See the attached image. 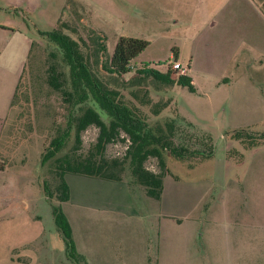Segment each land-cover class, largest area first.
Here are the masks:
<instances>
[{
  "label": "rangeland",
  "instance_id": "374dc122",
  "mask_svg": "<svg viewBox=\"0 0 264 264\" xmlns=\"http://www.w3.org/2000/svg\"><path fill=\"white\" fill-rule=\"evenodd\" d=\"M257 10L260 11L254 0H0V264H73L55 226L52 202L42 189L44 180L50 189L57 183L50 167L53 158L40 162L42 152L65 126L69 113L80 112L79 104H73L69 70L61 50L47 37L62 21L69 26H62L63 31L76 38L86 52L96 46L97 34L98 41L106 46L102 60L122 35L148 40L130 62L131 71L111 73L101 62L94 63L90 55L92 69L110 87L119 88L125 100L138 104L150 124L171 117L182 123L191 122L198 130L212 135L214 154L191 168L187 162L193 158L181 161L164 152L171 170L163 176L166 191L170 192L174 184L190 186L195 191L186 206L179 203L175 210L166 197L162 207L183 217L178 230L180 264H185L188 253L208 259L204 258L208 250L217 248L222 253L238 251L237 256L227 257L228 264H264L263 194L256 206L258 234L256 229L234 231L212 222L210 231L216 232L209 240L210 249H203L204 225L197 228L195 248L186 243L187 235L192 236L188 232L193 229L194 217L203 220L209 215L201 207L204 203L215 204L218 185L251 167L254 149L231 136V131L244 127L253 132L264 131V17ZM173 59L189 66L185 74L191 76L194 89L179 83L160 84L147 77L138 87V98L145 91L151 97L145 104L132 97L122 82L135 75L142 62L165 72ZM50 64L62 70L61 86L51 82ZM154 101L165 104L156 116L150 111ZM81 104L93 106L108 121L107 113L91 97ZM97 132L94 125L82 132L83 148L95 140ZM73 140L72 133L56 156L68 151ZM259 147H263V152L264 142ZM124 149V142L117 140L108 143L105 151L112 156L122 154ZM145 165L159 170L155 157H149ZM131 178L126 170L123 181H114L125 183L124 193L120 189L108 193L95 186L100 178L67 173L73 199L59 202L80 247H85L84 239L89 250L96 243L95 248L109 250L111 261L115 262L120 255V242L113 236L124 229L122 247L138 260L135 264H145L142 259L146 253L155 254L156 222L162 201L147 195L140 184L125 182H131ZM209 182L214 187L200 203L198 198ZM52 200L58 202L55 196ZM196 200L197 207L189 208ZM245 208V212L250 211L248 203L241 211ZM211 215L217 220L223 218L221 211L212 210ZM99 218L105 219L106 224L87 225L86 230L82 220L91 223ZM108 220L113 224H108ZM166 230L172 232L169 226Z\"/></svg>",
  "mask_w": 264,
  "mask_h": 264
},
{
  "label": "trees",
  "instance_id": "16d2710c",
  "mask_svg": "<svg viewBox=\"0 0 264 264\" xmlns=\"http://www.w3.org/2000/svg\"><path fill=\"white\" fill-rule=\"evenodd\" d=\"M258 1L264 10V0ZM62 26L69 27L67 22L62 21L48 32L47 37L61 50L62 59L69 70V83L74 95L73 104H79L80 112L69 113L65 126L50 139L41 154L42 164L53 158L50 167L57 180L54 189H50L47 181L44 180L42 189L52 202L53 220L64 241L67 257L73 264H82L85 261L84 256L75 247L69 220L60 204L70 197L67 173L123 181L125 171L128 170L132 178L131 182L125 181L127 184H140L147 195L158 199L163 190V176L171 172L166 164L165 151L181 161L193 158L192 162H187L191 168L195 163L214 154V144L209 132L198 130L191 122L182 123L176 118L169 117L162 122L155 121L150 124L147 121L148 115L138 104L132 100H125L119 88L110 87L92 69L90 55H93L94 63L101 62V66L111 73L122 75L131 71L130 62L147 46L148 40L122 35L118 38L113 51L102 60L101 56L106 51V46L98 41L97 34L94 41L96 46L86 52L76 38L63 31ZM173 53L175 55L176 51ZM49 72L51 82L55 86H61L62 70L50 64ZM134 72L135 75L122 82L125 81L128 92L135 98H138L140 81L147 77L153 78L160 84L179 83L191 90L194 89L191 76L178 73L170 62L165 72L146 62L140 63ZM173 72L178 75L173 77ZM144 94L138 98L139 102L149 103L151 97H148L147 91ZM88 97L107 113V122L93 106L81 104ZM151 103L153 107L150 106V111L155 116L165 106L159 101ZM158 104L162 105L158 106ZM89 125L96 126L98 132L95 140L83 148L82 132ZM72 133L74 140L70 149L56 156L68 143ZM231 136L239 139L249 148H255L264 142V131L253 132L249 127L233 129ZM117 140L124 142V152L120 155H107L105 151L107 144ZM151 156L157 159L158 171H153L145 165L146 160ZM54 196L58 202L52 200Z\"/></svg>",
  "mask_w": 264,
  "mask_h": 264
},
{
  "label": "crops",
  "instance_id": "0c3cea01",
  "mask_svg": "<svg viewBox=\"0 0 264 264\" xmlns=\"http://www.w3.org/2000/svg\"><path fill=\"white\" fill-rule=\"evenodd\" d=\"M254 5L255 8L260 9L257 10L258 14L264 17V10L262 9L260 2L258 0H254ZM258 17V16H257ZM189 68V66H188ZM226 80V79H225ZM260 145L256 146L253 148L254 152L251 157V163H250V168L241 171L239 173L236 172V175L225 181V179L221 182L220 185H218V195H217V200L214 205L212 204H207L204 203V207H201L204 209L206 213L209 211V215L204 218L203 220L199 219L198 217H194L192 220V226L193 229L192 231L188 232L191 233L192 236L187 235L186 238V243L187 247H189V243H191L192 248H195V240H196V232L197 228H199V225H204L205 230L202 233V239L204 242V247L206 250L210 249L211 246L209 244L210 238H212V234H215L216 229L210 231V228H212L211 224L212 222L218 223L223 226L224 229H229V230H234L238 231L240 229H244L247 232L251 231L254 232L256 229V233L258 234V231H260V223L258 222V218L255 217L257 214L258 217V208L256 206L258 205V202L260 200V194H263L261 196L262 199H264V151L260 152V149H263V147H259ZM101 179V178H100ZM175 179V178H174ZM103 180L107 179H101L98 180V183L95 182V186L100 190H104L108 193H111L114 191H118V189L123 190L122 194L124 193V188L126 185L125 183H116L111 180H107V182H103ZM179 180V179H177ZM176 180V181H177ZM68 182V181H67ZM69 184V183H68ZM178 184V183H177ZM209 185H206L204 191L201 194L200 203H203L204 199L206 198L207 194L209 193L210 190H212L213 183L211 184L210 182L208 183ZM70 187V185H69ZM126 192L129 191V189L126 187ZM193 189L190 186H178V185H172L170 188V192L166 191L165 188V182L163 180V190L161 193V196L158 198L161 202V211L159 212L158 215V220L156 222L157 224V241H156V250L155 254L151 255L148 252L146 253L145 257H143V262L145 264H180V256L178 252V246L180 242V235L178 233L179 227L182 224L183 217L179 214H177L176 211L172 210L169 211L168 209L162 208L164 206V199L166 198L167 200L170 201L171 207L175 208V210L178 208L179 203L181 205L186 206V204H189V199L192 198L194 195H192ZM129 193V192H128ZM73 192L70 187V197L68 201H71L73 199ZM67 201V200H65ZM182 201V202H181ZM64 202V201H62ZM250 205V211L247 210L245 212L246 208L244 211H241V208L243 206H246V203ZM199 204V201L196 200L195 203L189 205L190 207H197ZM188 208V209H189ZM171 210V209H170ZM212 210H215L216 213L218 211H221L223 213V218H219L218 220L215 217H212L211 213ZM257 210V211H256ZM65 212V211H64ZM176 212V213H175ZM66 214V213H65ZM207 215V214H205ZM247 217H246V216ZM67 216V214H66ZM255 217V219H254ZM70 226H71V231H72V237L73 241L75 244V247L78 252L83 254L85 261L82 262V264H135L138 263V260H134V258L128 254L129 252L126 251L125 247H122V242L125 241V236L123 235L124 229L116 233L113 237L120 242V251L118 254V259L116 258V261L113 262L111 261V253L109 250L106 249H96V243L93 245V250H89L86 247V239L85 240V247H80L78 240L74 236V228L70 222L69 217L67 216ZM85 224L86 230H87V225H105L106 220L105 219H100L95 220L92 219L91 223H88L86 220H82ZM81 221V222H82ZM112 220H108V224L112 225L113 223L111 222ZM223 222V223H222ZM246 225L240 226V225ZM264 225V223H262ZM96 225V226H97ZM169 226L172 230L171 233L167 232L166 227ZM190 222L188 224V229H191ZM264 228V227H263ZM92 230L94 228L92 227ZM166 231V232H165ZM88 232V231H87ZM93 233V232H92ZM94 234H91L90 239L93 238ZM125 246V245H123ZM217 251L213 252H207V254L204 256V258L208 257V259H202L196 256V254L191 255L187 254L188 258L185 261V264H228L227 257H233V255H238L237 250H232V251H220V248L215 249ZM210 253V254H209ZM140 260V263L142 262ZM135 262V263H134Z\"/></svg>",
  "mask_w": 264,
  "mask_h": 264
},
{
  "label": "built area",
  "instance_id": "2783aa9c",
  "mask_svg": "<svg viewBox=\"0 0 264 264\" xmlns=\"http://www.w3.org/2000/svg\"><path fill=\"white\" fill-rule=\"evenodd\" d=\"M170 63L172 64L173 68L177 70L178 73H186V69L188 67L178 59H173Z\"/></svg>",
  "mask_w": 264,
  "mask_h": 264
}]
</instances>
